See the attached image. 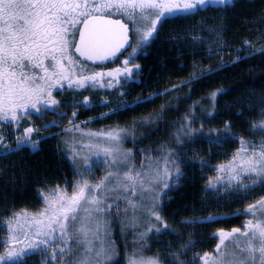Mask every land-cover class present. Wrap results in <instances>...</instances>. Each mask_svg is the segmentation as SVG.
I'll return each instance as SVG.
<instances>
[{
  "label": "snow or ice",
  "instance_id": "obj_1",
  "mask_svg": "<svg viewBox=\"0 0 264 264\" xmlns=\"http://www.w3.org/2000/svg\"><path fill=\"white\" fill-rule=\"evenodd\" d=\"M234 3L235 0H0V121L20 127L19 121L26 116L35 114L43 118L44 113L57 109L62 103L53 98V90L58 91L65 82L72 88L103 86L98 78L108 76L112 80L105 83L113 86L117 76L134 75L129 62L137 51L158 37L160 27L167 20L197 14L208 7H232ZM112 16L119 18L111 19ZM80 24L82 28L77 27ZM133 43L136 47L123 61V70L117 67L107 73L91 74L84 71L79 57L112 60ZM75 116L73 112L72 117ZM33 131L31 127L24 128L15 148H9L8 138L0 135V159L25 147L38 150V142L31 137ZM65 131H79V126ZM253 131L264 133V121L254 123ZM81 135L96 140L95 144L84 147L96 149L95 155H102L104 159L90 160L85 156L83 168H77L75 158L80 153L74 152L72 162L78 179L72 182L71 193L67 187L60 186L48 189L46 194L38 190L43 206L37 211L13 212L7 221L0 218V227L11 234L3 241L10 247L0 255V264H25L27 257L41 252L45 253L43 264H52L74 249L80 254L70 257V264H110L117 255L108 232L110 218L113 215L128 217L129 210L132 215L121 221L122 224L136 228L140 219L136 213L142 209L147 217L162 225L150 224L144 232L138 233L136 243L146 241L149 233L170 231L160 215V203L170 198L169 191L182 178L179 157L171 152L164 157L162 172L144 162L137 167L131 150L122 148L127 129L81 132ZM100 163L110 170L102 178L94 177L99 182L93 184L85 176L91 175L92 169ZM169 165L175 171H169ZM218 170L229 174L227 184L222 187L230 195L247 196L257 187H264V140L257 144L242 138L233 160L219 166ZM222 179L218 176L215 183L210 180L206 187L219 193ZM121 204L124 205L122 211ZM236 215L248 217L242 227L230 232L221 229L213 234V239L219 238L213 250L219 259L214 261L208 252L196 253L190 261L180 259L195 246L189 237L179 251L168 254L174 264H223L222 248L226 241L234 248L228 264H264V196ZM196 222L183 221L186 225ZM200 222H216V218L209 216ZM24 239L29 243L15 246ZM143 247L135 249L133 255L126 258V264H164V257L159 254L153 258L136 255L143 252Z\"/></svg>",
  "mask_w": 264,
  "mask_h": 264
},
{
  "label": "trees",
  "instance_id": "obj_2",
  "mask_svg": "<svg viewBox=\"0 0 264 264\" xmlns=\"http://www.w3.org/2000/svg\"><path fill=\"white\" fill-rule=\"evenodd\" d=\"M213 10L215 12L203 14L201 20L209 26L214 22L223 26L224 43L219 44L220 53L208 54L206 49L211 46H203L199 51L187 48L188 34L197 33L194 29L198 25L190 16L186 20L177 19L162 28L148 49L142 88H134L127 98L109 97L100 89L87 95L65 91L58 97L62 103L57 109L48 110L43 118L33 114L22 119L21 129L34 127L33 139H43L36 151L25 147L0 159V218L7 221L13 212L37 211L43 206L38 190L46 194L48 189L57 186L72 189V182L78 179L73 168V153H81L85 148L86 136L81 132L117 128L132 131L138 124L151 123V128L140 130L138 137L130 131L123 141L124 147L131 150L137 167L156 154L165 166L164 157L170 152L177 156L198 152L210 162L213 161L211 155L215 161H223L228 152L236 150L239 140L250 134L251 121L256 115L250 107L261 102L255 94L264 96V0H235L232 7ZM151 95L153 98L149 99ZM124 100L140 101L119 110ZM113 110L116 112L104 119L97 118ZM73 112H76L74 118ZM92 117L96 119L89 122ZM188 121L190 124L185 126ZM75 126H79V131H65ZM16 141L7 143L8 147L15 148ZM75 162L77 168H83L84 164ZM182 169L183 177L175 190L169 191L170 199L160 203V215L170 228L163 233L177 245L196 237L200 245L204 241V252L216 258L213 250L217 244L212 238L215 230L210 228L229 231L240 227L246 216L236 213L243 212L248 204L229 214H207L211 206L201 201L206 169H201L198 163ZM123 208L121 204V211ZM209 216L215 217L216 222H200ZM122 217L110 218L112 241L118 251L112 264H126L131 254L122 237ZM186 219L197 222L186 225L183 223ZM164 235L154 240L149 254H159L156 247L165 244ZM6 236L7 232L0 227V244L3 245L0 255L5 251ZM153 239L150 238V243ZM229 246L225 244L222 248L225 263L232 258L234 250L233 245L231 249ZM34 258H27L25 264H38Z\"/></svg>",
  "mask_w": 264,
  "mask_h": 264
},
{
  "label": "rangeland",
  "instance_id": "obj_3",
  "mask_svg": "<svg viewBox=\"0 0 264 264\" xmlns=\"http://www.w3.org/2000/svg\"><path fill=\"white\" fill-rule=\"evenodd\" d=\"M218 9H220V11L223 10V8L222 9L218 8ZM209 12H215L213 10V7H208L206 10H201L197 14H194L193 16L189 17V18H193V19L196 20V25H198V27H196L194 29V30H197V33L195 32V33L188 34V37L190 39V44L187 45V48H191V50L194 49V51H199V48H201L203 46H207V47L211 46L210 48L206 49V51H208L207 53L208 54H212V52H213L214 54H216V53H220L219 44H223L224 43V36H223V34H224L223 30L224 29H223V26L220 27L219 24H217V22H214V23L211 24V26H209L206 21L204 22V21L201 20V16L203 14L209 13ZM218 13L221 14L219 11H218ZM112 17L119 18L118 16H112ZM171 22H174V21H172L170 19L167 20L161 26V30L167 23H171ZM77 27H79V25ZM152 43H153V41L151 42V45H152ZM135 47H136V45L134 43L132 49L130 50L131 51L130 53L133 52ZM145 48L146 47H143L142 50H145ZM224 48L225 47L222 46V50ZM83 67H84V71L86 73H88V74H91L93 72H101V70H98L96 68L92 69V68H90V66H88L87 64H84V63H83ZM36 71H38V70H36ZM102 84L106 85L105 89H107L108 87H113L114 86V83H113V86H108L105 83V81L102 82ZM98 86L99 85H94V86L87 87V88H72V87H67V84L65 82L64 86L61 87L58 91L57 90H53V98L58 100V97L60 95H62L63 93H65V91L72 92V93H82L84 95H87L88 93H90V91L96 90ZM252 95H254V94H252ZM255 95L257 96V98L261 102H258L259 104H255L254 106L252 105L251 107L248 106V107H250L251 110H255L256 111V115L254 116V118L251 121L249 137H247L245 139L248 140V141H253V142L259 144V142L261 140H264V133L253 131V124L254 123L258 124L261 121H264V115H262V113H264V96H262L260 94H255ZM152 98H153V95H151L149 97V99H152ZM139 101L140 100H133V101H125L124 100L123 101V105L121 107H119L118 109L119 110H123V109H125L127 107H132L135 103H137ZM90 103H92V102H90ZM113 112H116V111L115 110L106 111L100 117H97V118L104 119L105 117H107L109 114H111ZM105 114H107V115H105ZM25 118L27 119V116ZM95 119H96V117L95 118L92 117L88 121L91 122V121H93ZM21 122H23L22 119L19 121L20 127H16L12 123H9V122H6V121H0V135H3V136L8 138L7 139V143H9L10 141L18 140V139L22 138L19 135L23 131V129H21ZM85 122H87V121H85ZM85 122H81V123L84 124ZM187 123H189V121L185 122V126L188 125ZM31 128L34 129V131L31 133L32 140L34 142H38V146H39V142L43 138L33 139V136H34L33 134L36 133V129L34 127H31ZM148 128H151V123H149V122L138 124V125H136V127L132 128V131L127 129L128 130V135H129V132L131 131L130 134H136V137H138V134H139L138 132L140 130L143 132V131H145ZM105 131H108V129H106ZM97 132H99V131H97ZM85 138H86L85 141H83L84 144H89V143L95 144L96 143L95 139L89 138L87 136ZM38 140H40V141H38ZM103 146H104L103 143H101V147H103ZM240 147H241V139L239 140L238 148L236 150H234V151L228 152L227 153V158H225L223 161H221V160H216L215 161L214 156L211 155L210 158H213V161L208 162L207 159L206 158H202V155H200V153H198V152H196L195 154L191 153L192 155L187 153V154L178 156L179 157V161H180V165H181L179 170L183 174H184V171H183L182 167H188V165L192 166V165H195L197 163L199 165H201V169H206V184L204 186V191H203V196L201 198V201L203 203H205L206 205L211 206V211H209L207 214H229V213H231L233 211L238 210V208H241V206H244V205L246 206L247 204L249 205L251 203H255L256 200H258L262 196H264V187H257V189L255 191L249 193L247 196H240V195H236V194H231L230 195L228 193V191H226L222 187V185L227 184L228 178H229V174L227 172L219 171L218 170L219 166L228 165L233 160L234 155L237 153V151L240 149ZM122 148L125 151H127V148L124 147L123 143H122ZM95 152H96V149L84 148L83 152H81L80 155L77 156V159H75V160L78 162V164L81 163V165H82V164H84L83 157H85V156H88L90 158V160H103L104 159V157L102 155L99 156V157L96 156ZM210 160H212V159H210ZM144 163L146 165L150 164L153 168H158L161 171L164 168V165H163L162 161H160V156H158V154H156L155 156L153 155L150 159H148ZM169 168H170L169 171H175V169L171 165H169ZM93 169H94L93 171H95V172H92L91 175H87L88 176L87 179L90 180L93 184L99 182V180L98 179H94V177L95 178H102L101 174L105 175V173L110 170L103 163L97 164V166L94 167ZM218 176L223 178L222 181L220 182L221 190H220L219 193H217L214 189H209V188L206 187L210 180L213 183H215L216 182V177H218ZM182 177H183V175H182ZM176 187H173L171 190L174 191ZM67 189H68V192L71 193L72 189H69V188H67ZM168 199H170V198H165V199H163V201H166ZM109 203H112L111 199L109 200ZM146 203H147V201H146ZM19 213L22 214L23 212H19ZM28 213H34V212H28ZM131 215H132V212H131V210H129V216L128 217L123 216L121 221L127 220ZM136 215L140 217V219L138 221V226L136 228H133L132 226L127 225V224H122V237L127 241V243H126L127 244V248L126 247L125 248H126V250H129V253H131L130 255H133L134 250L135 249H139L143 245L144 246L143 247V252L142 253L141 252H137L136 255H143L146 258H153V257H155V255L149 254L150 246H151L152 243H155L154 240H157V241L160 240L163 237L164 233H149V238H147L146 241H140L139 243H136V236L138 235L139 232H144L150 226V224L155 223V224H157L160 227H162V225H159L158 222H156L154 219H150L149 217H147V215L144 214L142 209H141V211L137 212ZM194 219H199V218L198 217H194ZM247 219H248L247 216L243 217V223H245V221ZM164 221L166 222L165 219H164ZM224 223H226V222H224ZM224 223H223V226H225L227 224L226 223L224 225ZM223 228H225V227H223ZM233 228H235V227H233ZM210 230L211 231L215 230L214 233H217V228L216 227H211ZM230 231L231 230L225 231V232H230ZM108 232L110 234V239L112 241L113 234H112V231H111V224L108 225ZM10 235L11 234L9 232H7V236L4 238V241L8 240ZM151 237L154 238V239L150 243V238ZM163 239H164L165 244L159 245L158 247H156V249L158 250L159 255H162V257H164V263L165 264H174L173 258L170 257L168 254L170 252L179 251L180 246L182 245V243H179L177 245V243L173 242V238L172 239L170 237L168 238V235H166ZM191 239L195 242V246L189 248V250L187 251L186 255H182L180 257V259H182V260L190 261L194 254L199 253L200 255H203L205 253L204 249H203V246L205 244L204 241L203 242L201 241V243H203V245H200V243L198 241L199 239L197 240L196 237H192ZM215 241H216V244H218L219 243V238L217 237ZM28 243H29V240L24 239L22 244H16L15 246L16 247H22L23 245H26ZM225 244L227 246L230 245L229 249L232 248V244L231 243L229 244L228 241H226ZM9 247H10V245L5 244L4 253L8 250ZM115 248L117 249L116 246H115ZM50 251H51V249L49 250V253H50ZM79 254H80V252H79L78 249L74 250L71 254L70 253H65L63 256H60L57 260L52 262V264H60V262L66 256L67 257L62 262V264H70V257H78ZM157 254L158 253H156V255ZM44 256H45V253L41 252L39 254L31 255L29 257H35L33 260H36V262H38V264H43L42 258ZM29 257H27V258H29ZM223 257L225 258V256H223ZM116 258H117V255H116ZM217 259H219V257H216V258L213 257L214 261L217 260ZM231 259L232 258H228L226 260V263L223 260V264H228V262ZM114 261L115 260L110 262V264H112ZM200 264H202V262H200Z\"/></svg>",
  "mask_w": 264,
  "mask_h": 264
},
{
  "label": "flooded vegetation",
  "instance_id": "obj_4",
  "mask_svg": "<svg viewBox=\"0 0 264 264\" xmlns=\"http://www.w3.org/2000/svg\"><path fill=\"white\" fill-rule=\"evenodd\" d=\"M216 9H218V8H216ZM193 15L194 14H190V15H187V16H183L181 18L170 19V20H172V21L177 20V19H178V21H181V19L182 20H186L187 17H189V16L191 17ZM81 25L82 24L79 25L80 28H81ZM160 31H161V27H160L159 33H160ZM157 38H154L152 41L155 42L157 40ZM151 42L149 43L150 45L148 44L147 46H145L146 47L145 50H139V51H137L134 59L129 62L128 67L132 70V72L134 73V75L117 76L113 80V83H114V86L113 87H108L107 89H105L106 88V85L103 84V86H100L99 85L97 87V89L102 90L105 93L106 96L112 97V95H114L117 99L118 98H124L125 99V98H127L130 95V93L133 91L134 88H137V87L142 88L143 79H144V75H145L144 59L149 54L148 49L151 46ZM133 45H134V43L132 44V47H133ZM132 47L128 51H126L125 53H123L113 63H109V64L101 65V66H93V65H90L88 63H84V64H87L92 69L93 68H96L98 70H101V72H103V73H107L109 71H112L113 69H115L117 67H120L123 70V67H124L123 66V61L125 59H128L129 53L131 52L130 50L132 49ZM136 65H139V68H137ZM99 79L101 80V83L104 82V81L106 82L108 80H112V78L111 77H108V76H103V77H100Z\"/></svg>",
  "mask_w": 264,
  "mask_h": 264
},
{
  "label": "water",
  "instance_id": "obj_5",
  "mask_svg": "<svg viewBox=\"0 0 264 264\" xmlns=\"http://www.w3.org/2000/svg\"><path fill=\"white\" fill-rule=\"evenodd\" d=\"M111 19H118V18L111 17ZM82 27H83V25H81V28ZM131 35L132 34L130 33V36ZM77 42H78V38H77ZM130 48L131 47H128L126 49V51L129 50ZM126 51H124V52H126ZM75 55L77 57H79V54L78 53H76ZM120 56H121V54L118 53L116 58H113L112 60H106V61H102V60H95V61H93V60H86L83 57H79V59H81L83 61V63H88V64L93 65V66H101V65H106V64L115 62Z\"/></svg>",
  "mask_w": 264,
  "mask_h": 264
},
{
  "label": "bare ground",
  "instance_id": "obj_6",
  "mask_svg": "<svg viewBox=\"0 0 264 264\" xmlns=\"http://www.w3.org/2000/svg\"><path fill=\"white\" fill-rule=\"evenodd\" d=\"M39 147V146H38Z\"/></svg>",
  "mask_w": 264,
  "mask_h": 264
}]
</instances>
